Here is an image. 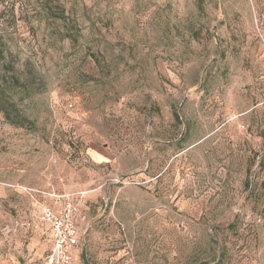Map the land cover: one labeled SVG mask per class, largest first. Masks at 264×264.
Returning <instances> with one entry per match:
<instances>
[{"label":"rangeland","instance_id":"1","mask_svg":"<svg viewBox=\"0 0 264 264\" xmlns=\"http://www.w3.org/2000/svg\"><path fill=\"white\" fill-rule=\"evenodd\" d=\"M0 48V264L30 191L84 193L70 264H264V0H0Z\"/></svg>","mask_w":264,"mask_h":264},{"label":"built area","instance_id":"2","mask_svg":"<svg viewBox=\"0 0 264 264\" xmlns=\"http://www.w3.org/2000/svg\"><path fill=\"white\" fill-rule=\"evenodd\" d=\"M34 202L35 214L49 228L52 246L44 257V264H70L77 253L79 231L76 215L81 206L84 193L62 192L53 203L35 196L30 191Z\"/></svg>","mask_w":264,"mask_h":264},{"label":"crops","instance_id":"3","mask_svg":"<svg viewBox=\"0 0 264 264\" xmlns=\"http://www.w3.org/2000/svg\"><path fill=\"white\" fill-rule=\"evenodd\" d=\"M49 195L50 196L47 197L46 199H43V198L42 199L45 200V201H47V202H49V203H53L55 201V199H56V197L54 195H58V194H56L55 192H51V193H49ZM33 216L36 219V221L38 222V224L40 225V228H41L42 232L44 234H46V236H47V238L49 240V243H50L49 248H48V250H49L51 248V246H52V240H51L49 228H48V226L46 224L42 223L38 219L37 214L33 213Z\"/></svg>","mask_w":264,"mask_h":264},{"label":"water","instance_id":"4","mask_svg":"<svg viewBox=\"0 0 264 264\" xmlns=\"http://www.w3.org/2000/svg\"><path fill=\"white\" fill-rule=\"evenodd\" d=\"M81 258H82L83 264H90L87 253H86L85 244H83V247H82Z\"/></svg>","mask_w":264,"mask_h":264},{"label":"trees","instance_id":"5","mask_svg":"<svg viewBox=\"0 0 264 264\" xmlns=\"http://www.w3.org/2000/svg\"><path fill=\"white\" fill-rule=\"evenodd\" d=\"M1 49V48H0ZM1 51H2V49H1Z\"/></svg>","mask_w":264,"mask_h":264}]
</instances>
